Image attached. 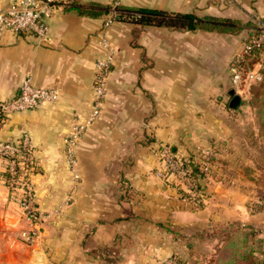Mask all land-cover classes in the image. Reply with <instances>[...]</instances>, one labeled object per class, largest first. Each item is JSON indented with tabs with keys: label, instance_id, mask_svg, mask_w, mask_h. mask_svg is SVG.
I'll list each match as a JSON object with an SVG mask.
<instances>
[{
	"label": "crops",
	"instance_id": "1",
	"mask_svg": "<svg viewBox=\"0 0 264 264\" xmlns=\"http://www.w3.org/2000/svg\"><path fill=\"white\" fill-rule=\"evenodd\" d=\"M13 1L0 0V8ZM122 3L264 21V0ZM111 4L66 0L48 20V40L9 31L0 40L1 98L17 95L27 77L60 93L57 102L15 112L0 123V141L29 134L38 207L49 214L36 243L19 238L28 224L5 184L6 160L0 158V264H169L177 257L191 264H227L223 231L254 221L247 220L249 196L243 186L223 176L226 168L240 173L239 161L254 148L242 131L248 127L253 138L260 133L256 118L249 126L246 116L253 105L243 95L248 87L236 90L241 104L230 106L232 62L247 30L228 34L118 20L106 25ZM102 38L113 46L114 62L102 113L77 146L80 178L75 181L66 138L92 112L96 60L105 51ZM256 66L264 76V52ZM212 144L218 150L216 176L208 180L209 197L198 207L175 181L160 175L163 150L198 156Z\"/></svg>",
	"mask_w": 264,
	"mask_h": 264
},
{
	"label": "built area",
	"instance_id": "2",
	"mask_svg": "<svg viewBox=\"0 0 264 264\" xmlns=\"http://www.w3.org/2000/svg\"><path fill=\"white\" fill-rule=\"evenodd\" d=\"M66 0H14L9 6L0 8V40L6 32L18 36H35L42 41L49 39L50 27L48 20L53 16L57 4ZM124 0H112L115 5ZM114 21L112 16L107 19L106 25ZM260 33L251 41L244 43L243 49L232 62V87L235 90L244 89L253 81H260L262 73L257 64L250 66L251 55L254 49L264 45V21L259 22ZM104 48V56L96 60V75L94 82L95 102L91 114L84 122L75 124L66 138L67 165L75 181L79 180L77 171V146L89 125L102 113L103 101L107 94V81L114 62V48L107 38L100 40ZM60 99L57 89L37 87L31 77L25 78L17 95L11 98L0 97V123L15 112L35 109L44 103H54ZM215 155L212 147L203 149L202 169L209 175L213 166L209 161ZM165 171L160 175L175 181L176 185L185 188L192 196L205 202L206 197L199 190L197 180L191 174V169L184 163V157L175 155L168 149L163 150ZM0 158L6 160L5 184L14 193L22 207V214L28 227L20 233L19 238L26 244L36 243L42 235L43 224L49 214L43 213L37 202L33 177L35 175V151L28 133H24L18 140L0 141ZM21 191L22 193H17ZM70 200V198H69ZM169 264H180L174 258Z\"/></svg>",
	"mask_w": 264,
	"mask_h": 264
},
{
	"label": "trees",
	"instance_id": "3",
	"mask_svg": "<svg viewBox=\"0 0 264 264\" xmlns=\"http://www.w3.org/2000/svg\"><path fill=\"white\" fill-rule=\"evenodd\" d=\"M78 7L93 8L95 6L78 5ZM109 14L113 17L114 20L118 21H131L143 25L165 26L177 30L216 31L228 34H238L243 30H247L245 43L251 41L255 36L260 33L262 29L259 25V22L243 23L242 21L237 19L221 18L213 15L167 12L159 9H150L142 7L135 8L125 6L123 3L118 5L112 3L109 10ZM263 52L264 45L260 48H256L253 50L251 55L252 58L250 60L251 67L260 62ZM250 84L264 85V76L262 80L253 81ZM210 147L215 150V155L209 159V161H211L213 165L210 168L209 175H206L202 169V163L205 160V158L203 157V150L199 152L198 156L190 155L188 157H184L185 165L191 169V174L197 180L199 186L198 188L201 193L205 195L206 199L209 197L208 180L216 176V174L214 173V166L218 161V150L216 144H212ZM178 188H180L179 190L181 191L183 197L190 200L191 202H194L198 207H202L205 204L204 201L198 200L197 196H192V194L185 188L179 186ZM248 226L241 224H233L230 228H226V231H223L222 237L223 235H225L228 239L226 246L222 250V255L226 256L225 254L228 253L226 257L229 256L231 259L235 257L240 251L242 252V255L240 256V264H264V239L259 240L258 238H255L254 235V237L248 235V232L246 231L247 229L254 230V227ZM241 232L244 238H236L238 235L241 234ZM175 260L180 264H191L180 257L175 258ZM230 263L237 264L233 260L227 262V264Z\"/></svg>",
	"mask_w": 264,
	"mask_h": 264
},
{
	"label": "rangeland",
	"instance_id": "4",
	"mask_svg": "<svg viewBox=\"0 0 264 264\" xmlns=\"http://www.w3.org/2000/svg\"><path fill=\"white\" fill-rule=\"evenodd\" d=\"M261 70L264 69L262 68ZM246 87H248L247 91L243 94L246 98L245 100L253 103L250 112H246V116L249 117V122H251L249 126L253 125L252 122H254L256 118L255 126L260 133L256 136L257 138H253V133H251V129H248V127L245 128V131H242L246 137L250 140H254V148L246 150L247 154H244L242 160L239 161V164H241L239 167L241 170L240 173L233 169L228 170L226 168V173L224 172L225 174L223 176H226L230 181H233V179L236 180V182L243 186L245 192L248 194L247 198L248 196L249 198L246 202V210L250 217H248L247 220L249 221L250 218L254 220L251 221L252 223H250L248 227H254V230L247 229L246 231L248 235H254L255 238L262 240L264 239V85H251L248 83ZM249 142L251 143L252 141ZM235 166L234 164L233 167ZM236 238L243 239L242 232ZM241 255L242 252L239 251L232 259L237 258L235 262L240 264Z\"/></svg>",
	"mask_w": 264,
	"mask_h": 264
},
{
	"label": "water",
	"instance_id": "5",
	"mask_svg": "<svg viewBox=\"0 0 264 264\" xmlns=\"http://www.w3.org/2000/svg\"><path fill=\"white\" fill-rule=\"evenodd\" d=\"M230 95L232 97L230 106L232 108H237L241 104V96L236 92L235 89L231 90Z\"/></svg>",
	"mask_w": 264,
	"mask_h": 264
}]
</instances>
